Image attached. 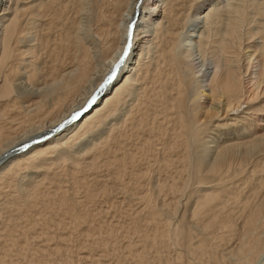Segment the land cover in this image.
<instances>
[{"label": "bare ground", "instance_id": "obj_1", "mask_svg": "<svg viewBox=\"0 0 264 264\" xmlns=\"http://www.w3.org/2000/svg\"><path fill=\"white\" fill-rule=\"evenodd\" d=\"M95 263L264 264V0H0V264Z\"/></svg>", "mask_w": 264, "mask_h": 264}, {"label": "rangeland", "instance_id": "obj_2", "mask_svg": "<svg viewBox=\"0 0 264 264\" xmlns=\"http://www.w3.org/2000/svg\"><path fill=\"white\" fill-rule=\"evenodd\" d=\"M151 1H153V0H150V2H151ZM128 53H129V51H128ZM90 109H91V108L85 107L84 109H82V110L79 112L78 115H80V116L77 115L75 119H77V118L79 119V117L83 116V114H85L86 112H88ZM49 133H50V131H48V132L46 131L45 133L43 132V133H41L40 135L38 134V136H36V138L34 139V141H39V140L42 139V138L45 139V138H47V137H51V135H50ZM51 133L53 134V132H51ZM54 134H55V132H54ZM37 137H38V138H37ZM20 147H21V148H20V149H21L20 151H22L23 149H26L25 146H23L22 144H21ZM17 148H18V147H17ZM103 203H104V202L99 203V205L101 204V206H103V207H106V206L108 207L109 204H108L107 202L104 203L105 205H104ZM99 205H98V206H99ZM107 218L110 219L111 217H107ZM73 235H75V236H73ZM73 235L71 236V241H72V242H74V239L76 238L77 233H73ZM72 237H73V238H72ZM75 244H76V243H75ZM71 245H72L71 247H74V246H73L74 243H73V244L71 243ZM74 248H75V247H74ZM74 248H73V249H74ZM108 257H111V256L107 255V259H108V260H111V258H108ZM95 264H98V263H95Z\"/></svg>", "mask_w": 264, "mask_h": 264}]
</instances>
